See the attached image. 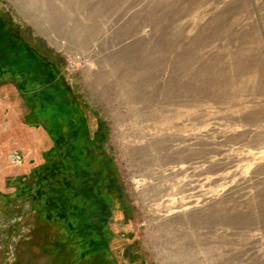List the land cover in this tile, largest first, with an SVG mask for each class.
Listing matches in <instances>:
<instances>
[{
	"label": "rangeland",
	"instance_id": "374dc122",
	"mask_svg": "<svg viewBox=\"0 0 264 264\" xmlns=\"http://www.w3.org/2000/svg\"><path fill=\"white\" fill-rule=\"evenodd\" d=\"M0 264H264V0H0Z\"/></svg>",
	"mask_w": 264,
	"mask_h": 264
},
{
	"label": "bare ground",
	"instance_id": "6f19581e",
	"mask_svg": "<svg viewBox=\"0 0 264 264\" xmlns=\"http://www.w3.org/2000/svg\"><path fill=\"white\" fill-rule=\"evenodd\" d=\"M60 17H62V16H60ZM76 31H77V29H76ZM78 32H81V30H79ZM75 33V32H74ZM131 48V47H130ZM157 53V52H156ZM143 54V56H145V60L146 61H149V59H150V62H153L154 61V59L157 57V56H155V55H153L152 53H147V51L146 52H144V53H142ZM158 54V53H157ZM159 55V54H158ZM136 56H137V54H136ZM158 58H159V56H158ZM158 58H156V59H158ZM153 59V60H152ZM126 66V65H125ZM129 66V65H128ZM131 66H133V65H131ZM141 67V66H140ZM143 67V66H142ZM142 70H140V71H138L136 74H135V78H139V77H142L143 75H145L146 73H149V71H148V69H147V67H143V68H141ZM134 73L135 72H133V71H128V72H126L125 74H128V76H130V75H134ZM125 76H127V75H125ZM145 81H143L142 83H144Z\"/></svg>",
	"mask_w": 264,
	"mask_h": 264
}]
</instances>
